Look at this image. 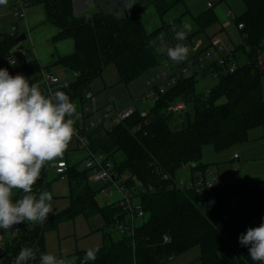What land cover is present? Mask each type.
<instances>
[{
  "label": "trees",
  "instance_id": "1",
  "mask_svg": "<svg viewBox=\"0 0 264 264\" xmlns=\"http://www.w3.org/2000/svg\"><path fill=\"white\" fill-rule=\"evenodd\" d=\"M153 1L163 16L175 3L184 0ZM243 1L245 10L235 18L237 25L243 23L239 28L241 42L235 45L239 66L235 71L220 72L209 93L197 89L195 75L183 77L160 93L146 114L137 108L122 121L84 130L89 149L110 157L114 171L119 176L127 175L125 183L129 188L137 182L154 187L147 191L138 187L147 217L132 234L115 239L106 228L114 229V218L120 214L121 206L100 204L97 198L103 184H93L89 168L69 163L65 176L69 181L70 204L62 217L101 213L105 222L97 259L88 264L168 263L197 245L202 264L261 263L251 260L248 247L240 245L239 236L264 223V179L225 182L214 188L215 199L206 208L201 207L204 195L176 187L177 173L187 164H191L193 174L207 172L209 163L203 160L205 145L211 144L221 151L248 140L252 128L264 127V65L260 59L264 51V0ZM33 2L43 3L45 21L58 26L52 37L54 42L74 40L72 52L53 54L54 64L79 74L72 86L63 91L73 103L80 100L84 105L85 90L110 63L118 69L119 82L127 84L162 61L154 41L162 26L151 32L146 30L142 4L133 5L119 16L102 10L77 14L74 0ZM188 12L195 22L188 33L190 37L207 35V30L219 20L214 7L195 15ZM15 43L16 37L0 31V69H7L12 76L22 74L31 84L43 66H50L42 65L37 58L19 66L11 65L8 55ZM222 97L227 100L218 102ZM178 100L188 104L181 114L169 109ZM119 152L124 154L122 158L117 156ZM47 173L45 165L33 189L44 186L51 191ZM22 195L21 191L13 194V202ZM41 240L46 253L44 235ZM86 250L75 252L76 264H81Z\"/></svg>",
  "mask_w": 264,
  "mask_h": 264
},
{
  "label": "rangeland",
  "instance_id": "2",
  "mask_svg": "<svg viewBox=\"0 0 264 264\" xmlns=\"http://www.w3.org/2000/svg\"><path fill=\"white\" fill-rule=\"evenodd\" d=\"M135 2L136 3L134 4L143 5L141 17L148 32L161 27L163 23H167L169 20L176 19L177 17H181V20H179L180 23H188L191 25L192 29L195 26V22L188 10L195 15L207 8L205 0H184L175 3L162 16L153 0H136ZM7 7L8 2L6 5H0V10L5 11ZM214 9L222 20L230 19L231 21V26L223 27L222 29V33L225 36L224 42L233 41L236 44L241 42L239 27L234 18L228 15V11L232 10L236 15H239L245 10L244 1L217 0ZM121 14L124 15L125 13ZM45 19L46 11L43 3L33 2L27 8V18L25 22L28 23L30 31L28 32L27 37L23 40V45L30 50L31 59L37 58L42 65H49V69H53L57 74L64 76L66 74L64 70L66 69L60 65L54 64L53 54L58 55L72 52L74 48V40L68 38L54 42L52 37L57 33L59 28L53 23L46 22ZM195 37L206 38V33L196 35ZM154 41L158 48L159 44L157 39H154ZM243 60L244 57L241 56V61ZM156 69L157 67H154L150 71L144 72L139 77L126 84L124 82H119L118 69L114 63H110L104 69L103 74L95 78L90 83V86L87 87L86 90H91L95 93L94 100L90 102L96 107L117 104L123 108L131 105L137 107L143 112H148L154 104L155 99L151 98L143 101L141 96L148 88L146 85L147 79ZM66 71L67 73L71 72L68 70ZM197 79V89L199 91H204L205 88L213 86L219 80L217 77H213L209 74L205 76L198 74ZM226 100V97H222L218 102H225ZM80 102V100H76L74 103L78 114L81 113L83 108ZM114 122L115 120L110 124ZM240 145L252 147L249 151H246L245 154L248 156V160H245V157L240 161L233 158L235 150L241 152L238 148ZM87 155V149L83 147L79 137L74 134L63 157L58 158L57 160L65 159L70 164L78 163L81 168H85ZM117 156L122 158L124 154L119 152ZM57 160L46 164L48 172L47 179L51 186L50 193L53 196L51 201L53 212L49 214V224H47V230L44 234L45 251L58 258L65 259L67 264H76V257L74 255L76 251L95 248L103 244L104 232L102 227L105 222L101 213H95L91 216L79 213L71 218L62 217L61 213L68 208L70 204V198L68 197L70 187L68 178L58 174L53 166V163ZM203 160L210 163L209 167L212 173L219 176L221 174L226 180L249 181L264 179V127L257 126L256 128H252L248 140L237 143L221 151L215 150L211 144L205 145L203 150ZM191 175V164H187L178 171L177 179H189ZM93 184L98 186L96 181H94ZM17 190L18 189H14L13 193L15 194ZM201 194L204 195V199L201 201V207L206 208L208 202L214 201L215 191L202 192ZM118 196L119 194L116 193L115 197ZM97 199L100 204H104L107 201V198L101 194H98ZM146 217L147 215L140 219L138 224H140ZM106 230L112 231V236L115 239L121 237V234L112 227L106 228ZM200 253V246H193L187 251L172 258L170 262L158 264H202L199 258Z\"/></svg>",
  "mask_w": 264,
  "mask_h": 264
},
{
  "label": "built area",
  "instance_id": "3",
  "mask_svg": "<svg viewBox=\"0 0 264 264\" xmlns=\"http://www.w3.org/2000/svg\"><path fill=\"white\" fill-rule=\"evenodd\" d=\"M205 1L207 8H211L215 6L217 0ZM32 2L33 0H8L7 9L5 11L0 10V31L7 36L16 38L21 33L28 34L30 27L25 20L27 18V8ZM228 15L235 20L236 14L232 10L228 11ZM230 23L228 21L223 27ZM238 27H243V23H239ZM177 30H182V24L177 18H174L167 23H163L162 29L156 36L159 44L157 49L162 54V61L155 72L147 79L146 85L148 88L141 96L143 101L151 98L156 101L160 93L166 92L167 89L176 85L183 77L192 75L197 77L198 74L202 76L209 74L219 79L220 72L235 71L239 66L235 57L236 44L234 42H224V39L217 33L210 34L207 45L203 37H190L188 34L184 41H177L175 39ZM177 43H182L189 48L187 58L179 63L170 60L166 50L163 52L160 50L162 45L166 49L167 47H174ZM10 59L16 61L13 66H19L31 60L30 50L23 45V40L16 41L15 45H13L8 55V61ZM260 59L264 64V51L261 52ZM220 67L224 68L220 70ZM78 76L77 72L72 71L68 73L66 71V74L61 76L53 69L42 67L31 84L39 82L42 93L50 95L55 91H64L70 88ZM211 88L212 86L205 88L204 92L206 94L209 93ZM94 98L95 93L93 91L86 90L84 92L85 102L81 113L78 114V119L75 120V134L88 151L85 166L90 169L92 179L103 184L99 194L107 198L106 203L121 206L120 214L115 215L114 218V229L121 235L132 234L138 225V221L146 215L140 200V189L147 191L148 189H154V187L142 186L137 182L132 188H129L125 183L127 175L124 177L119 176L114 171L115 164L110 157L102 153H95L89 149L84 130L94 129L103 124H110L113 120L115 122L122 121L131 116L137 107L128 105L121 108L117 104L96 107L90 102ZM169 109L177 113H183L188 109V104L184 100H178L170 104ZM146 113L143 112V114ZM235 156H238V154ZM68 165L69 162L65 159H60L53 163L56 172L61 176H65ZM224 183V180L208 169L205 174H192L189 179H177L176 187L194 189L202 193L210 192ZM139 186L141 187L140 189L138 188ZM44 190H46L44 186H39L33 189L32 194L38 196ZM19 191L17 190L16 193ZM116 193L119 194L118 197H115ZM47 223L48 219L42 224L22 222L14 225L8 231L0 229V264H15V258L20 250L25 247L37 250V259L29 261L28 264H39V254L44 253L41 237L45 234ZM165 238L167 239L168 237L165 236Z\"/></svg>",
  "mask_w": 264,
  "mask_h": 264
},
{
  "label": "clouds",
  "instance_id": "4",
  "mask_svg": "<svg viewBox=\"0 0 264 264\" xmlns=\"http://www.w3.org/2000/svg\"><path fill=\"white\" fill-rule=\"evenodd\" d=\"M7 2L0 0V5ZM190 31L191 25L183 23L182 30L175 32V39L184 41ZM160 50H166L169 59L177 63L189 53L182 43L166 49L162 45ZM9 63L15 65L16 61L10 59ZM76 119V105L65 92L46 95L39 82L30 84L24 75L12 76L7 69H0V229L8 231L22 222L47 221L53 212V196L47 190L33 195V185L47 163L63 157L75 134ZM13 189L23 193L15 202ZM239 243L248 247L252 261L264 264V223L248 228L239 236ZM98 252L99 247L88 248L81 264L95 261ZM36 259L37 250L25 247L15 258V264H28ZM39 264L67 262L53 254L40 253Z\"/></svg>",
  "mask_w": 264,
  "mask_h": 264
},
{
  "label": "crops",
  "instance_id": "5",
  "mask_svg": "<svg viewBox=\"0 0 264 264\" xmlns=\"http://www.w3.org/2000/svg\"><path fill=\"white\" fill-rule=\"evenodd\" d=\"M135 1L136 0H74V7H75V12L77 14L94 13V12L102 10V11L114 13V14L119 15V16H123L121 13H123V14L126 13L127 9H129V7H132L133 5H135L134 4V3H136ZM228 21H230V19L222 20L219 17L218 22L214 26L210 27L207 30L206 38L204 37L206 45L209 43V36L212 33H217V35L221 36L222 39H225V36L222 33V29H223L224 24H226ZM227 26L228 27L231 26V23ZM231 42H233V41H231ZM73 50H74V48H73ZM64 71L66 72V70H64ZM238 148L241 150V152H238V150L237 151L235 150V152L233 153V158L238 159L240 161L243 157H245V160H248V156L245 154H246V151H249L252 147L240 145V147H238ZM203 150H204V148H203ZM236 154H238V156H235ZM241 164H242V161H241ZM208 169H210V167ZM219 177L222 180H224L225 182H234V181L224 179V177L221 174ZM249 181H252V180H249Z\"/></svg>",
  "mask_w": 264,
  "mask_h": 264
},
{
  "label": "water",
  "instance_id": "6",
  "mask_svg": "<svg viewBox=\"0 0 264 264\" xmlns=\"http://www.w3.org/2000/svg\"><path fill=\"white\" fill-rule=\"evenodd\" d=\"M27 34L26 33H21L17 38L16 41H21L24 40L26 38Z\"/></svg>",
  "mask_w": 264,
  "mask_h": 264
}]
</instances>
